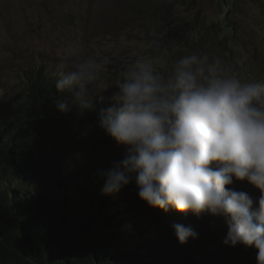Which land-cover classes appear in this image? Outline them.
I'll use <instances>...</instances> for the list:
<instances>
[{
  "label": "trees",
  "instance_id": "trees-1",
  "mask_svg": "<svg viewBox=\"0 0 264 264\" xmlns=\"http://www.w3.org/2000/svg\"><path fill=\"white\" fill-rule=\"evenodd\" d=\"M151 1L131 3L126 22L141 21L147 32L152 30L165 54L189 48L188 54L200 55V51H193L197 45L193 33L198 28L224 31L222 39L203 34L211 54L222 52L236 40L232 14L239 0H219V8L227 11L213 23L215 29L208 26L202 12L185 13L190 10L189 0ZM174 5L184 10L176 11ZM261 45L254 44L256 51L250 52L252 64L263 63L258 69H264ZM182 56H175L174 62ZM117 67L116 63L111 66L114 70ZM55 70L46 63L30 61L19 70V91L0 100V264H163L169 260L162 254L169 240H177L175 230L139 198L135 181L127 185L125 193L123 189L112 195L102 191L105 178L98 173L127 153V146L117 143L98 125L99 111L108 104L93 100L95 110L85 115L76 109L61 112L58 102L70 94L56 89ZM230 188L242 189L235 180ZM123 193L121 200L112 201ZM124 216L129 219L127 224ZM216 218L204 213L199 220H188L200 230V236L184 244L174 243L177 255L170 261L256 264L258 250L254 247L223 243L220 231L228 229L222 217ZM153 221L162 225L169 240L149 233L147 225ZM210 228L212 236L206 234ZM139 229H144L140 236ZM148 234L149 243L140 247Z\"/></svg>",
  "mask_w": 264,
  "mask_h": 264
},
{
  "label": "clouds",
  "instance_id": "clouds-1",
  "mask_svg": "<svg viewBox=\"0 0 264 264\" xmlns=\"http://www.w3.org/2000/svg\"><path fill=\"white\" fill-rule=\"evenodd\" d=\"M148 47L153 55L138 56L121 70L109 106L98 114L99 127L127 146L123 159L98 173L105 178L103 193L128 192L135 181L139 198L175 230L177 240L171 242L162 225H147L150 234L169 240L162 253L169 260L163 264L176 259L174 243L199 238L200 230L188 220L204 213L225 220L228 231H220L225 245L254 247L256 264H264V81L242 80L220 57L196 53L180 57L163 74L157 70L164 63L161 42L153 39ZM106 63L58 64L55 87L70 96L57 108L80 115L94 111L92 93ZM233 178L258 188V201L230 188ZM150 234L140 247L149 243Z\"/></svg>",
  "mask_w": 264,
  "mask_h": 264
},
{
  "label": "rangeland",
  "instance_id": "rangeland-1",
  "mask_svg": "<svg viewBox=\"0 0 264 264\" xmlns=\"http://www.w3.org/2000/svg\"><path fill=\"white\" fill-rule=\"evenodd\" d=\"M151 0H0V100L13 97L22 84L19 70L30 61L46 63L56 69L61 63H78L84 59L102 64L101 80L93 89L92 99L106 102L117 89L121 70L138 56H151L148 47L154 39L152 30H145L137 20L126 22V11L131 3ZM160 1V0H156ZM189 12L174 5L176 11L193 10L206 16L209 27L227 10L219 8V0H189ZM201 3L198 5V3ZM172 3V2H171ZM155 7V6H154ZM230 11L227 12V15ZM234 15L236 40L220 53L211 54L203 37L215 36L222 39L224 31L208 32L198 28L193 37L197 42L193 51L209 59L220 57L242 80L261 82L263 64L250 61V52L256 51L255 44L264 50V0H239ZM157 22H160L159 20ZM136 26L132 28V26ZM151 27V26H150ZM149 27V28H150ZM148 35V37H147ZM202 37V40L200 39ZM173 48V47H171ZM179 49V50H178ZM175 48V52L164 53V63L158 71L168 74L174 57L188 55L189 48ZM221 51V49H219ZM195 53V52H193ZM50 62V64H49ZM117 64L116 70L111 66ZM113 71V72H112ZM107 89V90H106ZM64 94L61 99H64ZM237 181V185L258 201L259 189L249 182ZM258 206V205H255ZM210 231L206 234H209Z\"/></svg>",
  "mask_w": 264,
  "mask_h": 264
}]
</instances>
